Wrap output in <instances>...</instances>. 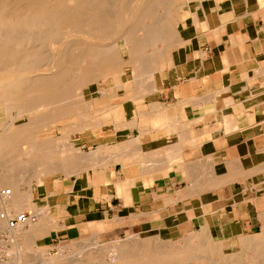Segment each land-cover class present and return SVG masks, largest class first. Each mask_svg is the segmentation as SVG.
<instances>
[{"label": "crops", "instance_id": "obj_1", "mask_svg": "<svg viewBox=\"0 0 264 264\" xmlns=\"http://www.w3.org/2000/svg\"><path fill=\"white\" fill-rule=\"evenodd\" d=\"M228 2L226 9L221 2L196 13V20L191 15L182 25L181 50L157 92L167 103L171 100L180 117L177 120L173 111V116L156 124L159 107L152 102L149 119L135 136L141 140L142 161L129 162L125 156L127 150L134 153L128 147L133 137L108 147L97 163L86 165L94 170L92 184L79 179L66 191H59L65 187L59 180L41 185L40 193L54 194L55 199L48 206H42L48 201H37L32 209L42 214L30 227L37 248L77 239L84 230L136 232L152 238L157 247L135 264L211 263L210 252L186 251L192 237L210 234L212 241L222 246L223 239L233 248L239 237L260 227L264 217V7L255 8L252 0ZM161 127L159 136L147 138L146 133ZM113 150L114 155L101 163ZM151 150L158 153L155 159L148 155ZM178 150L181 161L167 159ZM110 159L116 162L114 167L121 163L122 178L107 174ZM140 166L147 169L137 171ZM204 223L209 232L201 234ZM125 239L132 242V249L141 242L137 235ZM205 241H194L200 244L192 248L208 247Z\"/></svg>", "mask_w": 264, "mask_h": 264}, {"label": "rangeland", "instance_id": "obj_2", "mask_svg": "<svg viewBox=\"0 0 264 264\" xmlns=\"http://www.w3.org/2000/svg\"><path fill=\"white\" fill-rule=\"evenodd\" d=\"M108 1L103 0L104 5L102 4V6L96 9L95 11L96 15L98 14L100 15L103 10L106 11V9L110 5L111 7L112 5H115L118 0H111V2L115 4H112L110 1L109 2ZM95 2L97 3V1ZM172 2L173 3L171 5H168L167 7H165V10L164 9L163 10L165 11V13H167L168 17L173 22H175L176 18H179L180 22H183L184 21L183 19L188 21L191 15L193 17V20H196L194 17L196 13L201 12L203 10L207 11L208 9H211L214 6H216V4L219 5L221 2H222L221 4L222 9H226L227 6L229 5L228 0H172ZM252 2L255 8L264 7V0H252ZM87 3L93 4L94 1L92 2L87 1ZM150 5L153 6V3ZM66 6L73 7V2L69 1L66 4ZM106 6L108 7L104 8ZM178 6L179 7L181 6L182 9L181 8L179 9ZM156 8L158 9V7L155 6L154 11H156ZM151 9L153 8L150 7V12L153 11V10L151 11ZM76 10L84 11L85 9L84 7L81 6L80 8L78 7ZM147 10L149 11V9ZM95 12H91L90 16L96 17ZM183 15H187V16H183ZM133 19H131L130 22L133 24L134 29L137 26L142 27V26L151 25L155 21L151 18L149 19L136 18L134 19V21H132ZM186 21H184V23H186ZM180 22H179L180 30L177 40L178 43L181 44L178 45L177 48H175L174 50L167 49L165 52H163V54L159 58L156 57L154 59V57L153 58L151 57V61H153L154 66L157 68L155 72L156 89L155 91L151 92L154 93L151 96H149L150 93L147 94L146 92H144L145 94H142L143 91L141 90V86L133 85L131 80L126 81L125 87L123 89L114 88L115 90H113L109 88L114 85L113 78L110 77L108 78V82H106L105 84L100 83L96 88H91V87H87L88 89L84 88L86 91H84L83 89L75 90L78 93L73 91V93L76 94L77 96L80 94L81 97L79 96V98L77 97L74 99L73 97H71L73 99H69V100L65 99L67 102L66 101L64 102V99H61L55 101L49 107L46 106L39 107L30 110L28 112H21L17 107H10V106L7 108V111H5L4 108L0 107V132L4 133L2 127L5 125L7 126L9 123L13 122L14 119H16L14 121L15 126H20L22 124H25L26 122L29 121L30 118L31 119L38 118L37 121L40 122V118H46L41 116H44V114L46 113H50L51 110L57 111V110H62V108L66 109L68 106H70L71 103H73V101L74 103L79 102V104L81 105L80 106L81 110L78 111L74 110L71 112V114L69 113L68 115L60 116L55 119H54V115H51L49 117L50 120L45 122V124L42 127L39 126L38 128H34L32 130L33 131L32 136L29 135L30 137H28L25 135L23 137H20L18 138L19 140H16V143L14 144L13 147L10 148V150L7 149L5 151L0 152V213L5 212L7 216H11L22 210L33 211L32 209L36 207L35 205L37 201H39V203L40 202L45 203V201H48L47 204L45 205L43 204L42 206H48L49 204H52L53 203L52 199H55L54 194L52 195L47 191H46L47 193L41 194L39 189L41 188L42 190L43 186L41 185H43V183L47 181H50L51 184H53L56 180L62 181V185H64L65 187L60 189L59 191H62L63 189H64L63 191L70 189L72 187V184L78 181L79 179L82 181L90 182L92 184L94 170L91 167L89 169H86V165L90 166L93 163L94 164L97 163L101 154H103V151L109 149L108 147L111 148L119 144L121 141L132 139L133 137L137 136L140 128L143 127V121L149 119L147 110L150 108L152 102L156 101L157 103L155 105H157L156 107H159L158 110L156 109L157 111L156 124L163 123L164 122L163 117H165L166 119L167 116L168 117L173 116V114H171L173 111H174V117L177 118V120H179L180 116L178 117V114H176L175 109L172 108L171 100H169V102L167 103L163 94L162 93L160 94L159 92V95H157V92L160 89V87L162 88L161 84L163 83V79L167 70L174 67V62L176 58L175 55L178 52H180L181 46L183 44V40L181 39V34H183V26H182L183 23ZM144 23L148 25H145ZM69 32L70 31L68 30H66L65 32L64 31L59 32L57 34L56 41L62 45L75 43L77 41L75 35L69 36L68 35ZM34 34L37 36V37L35 36L36 38L33 36ZM34 34L32 35L35 38L32 39L33 42H35L33 43V46H35L36 48L43 46L42 50L44 54L47 55V56L46 55L42 56L43 58H41V60H39L40 62L38 63V65L40 66L39 68H41V71H39L38 73L40 72L44 73L48 71L50 68H52L54 66V63H56V60L54 59L56 51L48 48L46 46L48 44L43 43V40L39 38L40 35H38V33L34 32ZM85 45H87V43H85ZM149 60H150L149 54H146L144 56V62H143L144 64L138 67L139 72H141L142 69H146L148 67L146 65H150L151 61ZM148 62L150 63L148 64ZM130 75H131L130 70L127 69L125 77L129 78ZM88 90L90 91L88 92ZM79 91H83V92H79ZM85 92L87 96L85 95ZM74 94L72 96H74ZM81 94H84L86 99ZM83 99L85 102L83 101ZM59 102L60 103L64 102L65 104L62 103L63 104L62 105ZM80 102L86 104L83 105ZM55 103H59V104H55ZM142 105L144 107H141ZM161 105L163 107L165 106L168 108L167 109L160 108ZM51 107H55V108H51ZM116 111L118 114L116 113ZM158 112L160 113L158 114ZM164 114L166 116H163ZM85 115L87 116V118H85ZM158 116L160 117L158 118ZM34 125L36 126V124ZM177 125H179V122L177 123ZM76 128H78L79 130H77ZM160 129H163V127L151 130L148 133H146L147 138H154L156 136H159L160 132L157 130ZM180 130L181 133L184 132L183 129ZM34 131L37 132L34 134ZM136 138L139 137H135L134 140H132L134 142L130 141L128 143L129 148L135 146L133 147L135 152L133 153L132 150L125 151V156L129 162L134 161L136 158L139 159L141 158L139 161L143 160L142 159L143 157L141 156V152L139 151L141 140L136 141ZM25 142L26 143L30 142V143L26 144ZM35 143L36 145L37 144L39 145L36 146ZM133 143L138 144L139 146L136 147L137 145H133ZM40 144H42L44 148ZM47 144L51 146L49 145L47 146ZM100 145H104V146H100ZM29 146L30 148L28 149ZM32 146L34 147L32 148ZM48 147L50 150L48 149ZM27 150L30 153L27 154ZM153 151L148 155H150L152 158H155L157 157L156 155H158V153ZM89 154L90 156L94 155L93 157L96 158V161L95 159L94 161H92L93 160L91 159L92 156L89 157L88 156ZM109 155H114V150L110 154H108V156L106 155L104 156V158H101L100 162L101 163L106 162V158H109ZM70 157L71 158L75 157V158L71 159ZM84 157H89L90 160H88L89 158L87 159ZM68 159L71 160V163L69 162ZM85 159H87L88 162L86 161L84 163ZM89 161L92 162L90 163ZM115 163H116L115 161H112V159H110V163L106 165L107 166L106 172L109 176L112 177V179L122 178L123 173L121 172V163L119 162V164L116 165V167H114ZM130 164L135 165L134 162ZM46 168L49 169V172L47 173H45ZM137 169H138L137 171H142L147 169V167L141 166V168H137ZM195 169L197 168L195 167ZM74 170L77 172L75 173ZM70 173L71 175H75V180H73V177L69 178L68 175H70ZM201 176L202 177H200V179L203 180L204 176L202 174ZM13 179L14 180L16 179L15 181L20 183L19 187L17 188L9 187L12 186L9 182H11V180ZM29 184H31V186ZM6 189H9V193H6ZM14 193L18 195L19 198L14 197L13 196ZM10 195L11 197L12 196L14 197V200H16L15 198H18V201L22 200L21 203L23 202L25 206L17 202L18 203L17 205L19 204L22 205L20 206L22 209L17 212L12 211L8 204V202L10 201L8 199L9 198L11 199ZM24 207H26V209H24ZM34 213L36 214V220L35 222L33 221L31 223H35L34 225H36V222L38 223L39 217L42 214L41 212H35V211ZM263 218L260 227L257 230H255L253 233L245 234L239 237L238 241L236 242L233 248L229 247L228 244H226V242H224L223 239L221 240L223 242L222 253H224L225 255H229L228 264H238L240 260H244L247 264H260V263L264 264V244L257 243L256 245L253 244L252 246V244L248 243L247 240L243 239L244 241L242 242L240 241L241 238H247L248 236L249 237L251 236L256 241H259L263 237V226H264ZM31 223L27 222L25 226L27 225L28 227V224H30L33 227ZM30 225L28 228H30ZM23 227L21 226V229L23 230V234H25L26 232L24 233V231H26L27 227L24 229ZM18 228L16 227L17 230L15 228H14L15 230L10 229L7 227L6 219L5 218L0 219V264H94V262L95 264L97 263L135 264L136 259L146 255L150 256V252H153L152 250L157 247L156 244H154L152 238L136 232L135 233L123 232L121 234L118 233L115 234L113 232L102 233L103 230L101 231L84 230L81 237L77 239L70 241H62L47 248H40V247L37 248L33 240V237L30 233L31 231L29 232V230H27L26 235L20 236V234H22V230L20 231V226ZM14 233H18V234L13 235ZM95 233H96V237L93 236V234ZM130 235H137L139 238L138 240L141 241L138 244L137 248H135V246L133 245L134 249H132L131 248L132 242L128 239H125L127 236ZM208 238H210L209 235L206 236L205 234L202 237V239H206V240ZM199 240H201V238ZM122 243L123 244L126 243V245H123ZM118 244L119 245L121 244L120 245L121 247ZM192 244L194 243H190V248H189L191 252L197 248V247L196 248L193 247L194 248L193 249ZM195 244L199 245L200 243H195ZM122 245L128 249H123L125 247L122 248ZM117 247L120 248L118 249ZM254 247L256 250L255 258L251 260L246 255L248 254V252H251V249H253ZM111 248L113 249V251H111L112 250ZM118 250L120 252L122 250V252L118 254L119 252ZM112 254L113 255L115 254V256L118 255L122 257L116 256L115 258V256H113ZM89 255L91 256V258ZM81 256L82 257L84 256L87 259H85L84 257L82 259ZM160 264H168V263L167 261L166 262L161 261ZM193 264H211V263L209 262L201 263L198 260H195Z\"/></svg>", "mask_w": 264, "mask_h": 264}, {"label": "bare ground", "instance_id": "obj_3", "mask_svg": "<svg viewBox=\"0 0 264 264\" xmlns=\"http://www.w3.org/2000/svg\"><path fill=\"white\" fill-rule=\"evenodd\" d=\"M69 1L73 2V7L71 6L72 8L70 6H69L70 8L66 6V4ZM87 1H91V2L94 1V3L90 4V3H87ZM95 1H97V3ZM109 1L111 2V0ZM152 3H153V6L155 4V6L158 7V9L156 8V11H154L155 6L153 7L150 5ZM172 3H173L172 0H141V1L118 0L116 4L112 3L115 5H112V7L111 5L109 7L108 6L104 7V8L108 7L106 11L102 9L103 11L101 12V14L96 15L95 11L100 6H102L103 0H0V107L4 108L5 111H7V108L9 106L17 107L19 111L21 112H28L35 108L44 107V106L49 107L55 101H58L61 99H64V102H65L66 101L65 99L69 100L73 98L75 99L77 97L79 98L80 94L77 96L76 94L73 93V91L77 89H80V90L83 89L84 91H86L84 88H87V87L96 88L98 87L100 83L105 84L106 82H108V78L110 77L113 78L114 85L109 88L113 90H115L116 88L123 89L125 87L126 81L131 80L133 85L141 86V90L143 91L142 94H145L144 92H146L147 94L150 93L149 96L153 95L154 93H151V92L155 91L156 89L155 72L157 68L154 66L153 61H151V57L152 58L154 57V59L156 57L159 58L161 57L163 52H165L167 49L174 50L175 48H177L178 45L181 44V43L179 44L177 40V37L179 35V30H180L179 18H176L175 22H173L168 17L167 13H165L164 11L165 7H167L168 5H171ZM81 6L84 7L85 9L84 11L81 10L82 11L81 12L79 10H76L78 7L80 8ZM150 7L153 8L151 9V11L153 10L152 12H150ZM180 8L182 9L181 6L179 7V9ZM147 9H149V11ZM91 12H95L96 17L90 16ZM183 16H187V15H183ZM133 18L134 19L151 18L155 21L151 25L144 23L145 25H148V26L141 25L142 27L137 26L134 29L133 24L130 22L131 19ZM134 19L132 21H134ZM183 20L186 21L185 19ZM184 21L180 23L184 24ZM66 30L70 31L68 33L69 36L75 35L77 39L75 43L62 45L56 41L57 34L61 31L65 32ZM34 32L40 35L39 38L43 40L44 44L46 43L48 44L46 45L48 48L56 51L55 57H54V59L56 60V63H54L53 67L51 66L52 68L49 69L50 71L48 70L44 73L43 72L38 73L39 71H41V68H39L40 66L38 65V63L40 62L39 60L43 58L42 56L46 54H44L42 50L43 46L38 47V48L33 46V43L35 42H33L32 39L36 36ZM85 43H87V45H85ZM146 54H149V58H150L149 61H151V63L148 62V64L150 63V65H146L148 67L146 69H142L141 72H139L138 67L144 64L143 63L144 56ZM127 69L130 70V74H131L129 78L125 77ZM89 91L90 90H88V92ZM75 92L78 93L77 91ZM79 92H83V91H79ZM73 94L76 97L72 96ZM81 95L84 96V94H81ZM85 95H86V92H85ZM59 103H55V104H59ZM80 103L83 104V102H80ZM80 106L81 105L79 104V102L74 103L73 101V103H71L70 106H68L66 109L62 108V110H57V111L51 110L50 113L44 114V116H41V117H46V118H40V122L37 121L38 118H32V119L30 118L31 120L29 119L28 122L20 126H15L14 121L16 119H14L13 122L9 123L7 126L5 125L2 127L4 133L0 132L1 134L0 135V152L5 151L7 149L10 150V148L13 147L14 144L16 143V140H19L18 138L23 137L25 135L28 137L32 136L33 135L32 130L34 128H38L39 126L42 127L45 124V122L50 120L49 117L51 115H54V119L60 116L68 115L69 113L71 114V112L74 110H77V111L81 110ZM51 108H55V107H51ZM85 118H87L86 115H85ZM34 124H36V126ZM76 129L79 130L78 128ZM36 132L37 131H34V134ZM136 141H140V139L136 138ZM29 143H26V144H29ZM49 144H47V146ZM138 144L133 143V145H137L136 147L139 146ZM34 146H32V148ZM178 147L179 145L173 149L175 150L179 149ZM29 148L30 146L28 147V149ZM137 150H136V153H137ZM181 150L182 148H180V151ZM178 152L175 153L176 157L174 155L172 156V154L170 157L169 156L170 154H169L168 155L169 157L168 158L166 157V158L167 159L170 158L171 161H174V158L178 160L180 159L181 161L182 156H180V152L179 153ZM28 153L30 152H28L27 150V154ZM177 154H179L178 155L179 157L177 156ZM88 156L91 157L92 155L90 156L89 154ZM93 156L91 157V159H93L92 161H94V159L96 161V158H94ZM89 157H84V158L88 159ZM115 157H118V156L115 155ZM87 159L84 160V163L90 160V158L88 160ZM176 159H175V162H178ZM68 160L71 163V160L70 159ZM92 161H89V162L91 163ZM182 161H184L183 158H182ZM175 162H171V163H175ZM181 163L182 162H180V164ZM82 164H83V161H82ZM197 166H200V165H197ZM139 168H141V166ZM45 171H46L45 173H47L49 172V169L46 168ZM242 171H245V170H242ZM74 172L76 173L77 171L74 170ZM15 180L13 179L11 180V182L8 181L12 185L9 187L17 188L20 186V183L16 182ZM29 185L31 186V184ZM13 196L18 197V195H16L15 193L13 194ZM13 196L11 197L10 195L11 199L8 197L9 198L8 200H10L8 204L12 211L17 212L22 209L20 207L22 205L20 204H23V202L21 203L22 200L18 201L19 197L15 198L17 201L14 200ZM17 202L20 204L17 205L18 204ZM23 206H25V204H23ZM24 209H26V207H24ZM28 223H31V222H28ZM25 224L26 223L19 224L20 231L22 230L21 226L22 227L24 226L23 229L27 227V225L25 226ZM31 224L33 225V227L35 226L34 225L35 223H31ZM29 225L30 224H28V227ZM19 226L17 225L16 227L18 228ZM28 227L26 228V231H24V233L25 232L26 233L23 234V230H22V234H20V236L26 235L27 230H29L30 232V228ZM30 227L32 226L30 225ZM202 228H203V231L201 232V234L209 232L208 230L209 225H207L206 223L202 225ZM15 234L17 235L18 233H14L13 235ZM198 238L202 239V237H197V236L192 237L189 240V243L188 242L187 243L195 244L196 242L194 241L199 240ZM243 239L247 240L248 243H251L252 246L253 244L256 245L257 243L264 244V226H263V237L259 241L254 240L251 236L250 237L248 236L247 238H241L240 241L241 242L244 241ZM207 240L208 241H205V242L208 243V247L205 246L203 248H196V246H194L196 249L194 250L193 253H195V251L197 253V250H199L200 254L201 252H205L207 255L210 252V254L208 255L210 258V262L212 261L214 262V264H228L229 255H225L224 253H222V246L220 244V241H212L211 238H208ZM123 245H126V243ZM123 245H122V248L125 247ZM123 249H128V248L125 247ZM188 250L190 251V249H187L186 251ZM111 251H113V249ZM255 251L256 250L254 247L253 249H251V252H248L246 256L249 259L253 260L255 258ZM121 252L119 251L118 254ZM113 256H115V254ZM116 256L122 257L118 255ZM83 257L81 256L82 259ZM201 257L202 256H200V258ZM238 264H247V263L244 260H240Z\"/></svg>", "mask_w": 264, "mask_h": 264}, {"label": "built area", "instance_id": "obj_4", "mask_svg": "<svg viewBox=\"0 0 264 264\" xmlns=\"http://www.w3.org/2000/svg\"><path fill=\"white\" fill-rule=\"evenodd\" d=\"M6 193H9V189H6ZM0 218H5L7 227L14 229L19 224L35 221L36 214L34 211H20L14 215L7 216L5 212H1Z\"/></svg>", "mask_w": 264, "mask_h": 264}]
</instances>
